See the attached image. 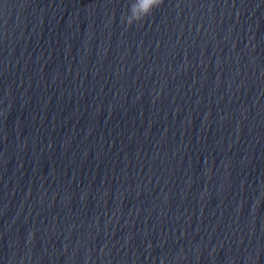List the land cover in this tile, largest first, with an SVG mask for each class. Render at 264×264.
Wrapping results in <instances>:
<instances>
[{"label": "water", "instance_id": "obj_1", "mask_svg": "<svg viewBox=\"0 0 264 264\" xmlns=\"http://www.w3.org/2000/svg\"><path fill=\"white\" fill-rule=\"evenodd\" d=\"M128 5L0 0V264H264V0Z\"/></svg>", "mask_w": 264, "mask_h": 264}, {"label": "clouds", "instance_id": "obj_2", "mask_svg": "<svg viewBox=\"0 0 264 264\" xmlns=\"http://www.w3.org/2000/svg\"><path fill=\"white\" fill-rule=\"evenodd\" d=\"M162 3L163 0H129L128 10L122 15L121 23L125 28H131L134 24H142ZM261 196L264 197V193H261Z\"/></svg>", "mask_w": 264, "mask_h": 264}]
</instances>
